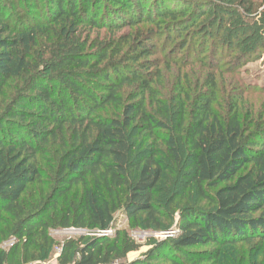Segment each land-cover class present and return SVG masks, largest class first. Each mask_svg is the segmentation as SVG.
<instances>
[{
    "label": "trees",
    "instance_id": "1",
    "mask_svg": "<svg viewBox=\"0 0 264 264\" xmlns=\"http://www.w3.org/2000/svg\"><path fill=\"white\" fill-rule=\"evenodd\" d=\"M8 1L0 0V245L8 233L24 257L18 244L0 251V264L43 262L56 228L94 234L65 240L57 264H153L162 251L169 264H222L251 247L263 258L238 264H264V112L243 119L237 96L214 109L213 76L211 92L187 94L175 114L151 109L162 66L189 68L209 51L216 73L234 75L264 47V0H24V15L5 18ZM207 9L220 13L214 31L198 26ZM240 35L254 39L232 56L224 42ZM245 84L244 93L264 94ZM132 128L160 140L175 166L181 135L184 190L196 188L211 209L185 212L174 237L123 263L139 246L115 231L116 216L144 215L149 227L161 214L158 151L132 159ZM43 178L47 188L37 189Z\"/></svg>",
    "mask_w": 264,
    "mask_h": 264
},
{
    "label": "rangeland",
    "instance_id": "2",
    "mask_svg": "<svg viewBox=\"0 0 264 264\" xmlns=\"http://www.w3.org/2000/svg\"><path fill=\"white\" fill-rule=\"evenodd\" d=\"M5 13L3 14L6 17H16L19 18L25 14L23 9L24 0H14L8 1L3 4ZM0 5V11H1ZM264 10V8H263ZM206 17L203 21L198 22V26H201L199 29L205 31L207 28H211L210 31H214V26L217 23L218 19H221L219 12H216L213 9L206 10ZM228 17L225 18V21H228ZM213 28V29H212ZM202 32V37L207 39L209 32ZM235 41L227 39L224 43L230 45V50L232 51L231 55H239L245 52L246 47H251L252 36H238ZM188 38H191L188 37ZM238 45V46H237ZM171 46V45H170ZM237 46V48H236ZM255 45H252L254 48ZM209 48V45H208ZM248 59L239 67L234 73L231 74H218L211 67V54L207 51L202 58L201 64H195L189 68L181 69L179 66L172 65L171 68H164L162 66V78L158 82L157 86L155 85V90L158 91L155 98L152 101L151 109L154 111H159V106L161 105V112L167 114H175V110L180 106L181 101L184 100L187 94L190 95L191 101L193 99L200 97V92H211L207 86L209 78L213 76V81L217 89L215 95V102L213 103V108L217 109L223 106V98L232 99L234 96L240 98L243 102L239 106L240 113L245 119L247 115L253 112V118L259 117V115L264 112V94H253L250 95V92L245 91L241 87V82H245L247 87L248 85L256 86L258 88H264V47L260 49H254ZM225 53H229V50H225ZM218 61V60H214ZM224 69V68H223ZM180 81L181 85H185L182 90L174 91L175 85ZM204 85V87L202 86ZM162 101V102H159ZM191 101L187 107L188 113H191ZM176 107V108H175ZM172 114V115H173ZM126 136L130 144L132 151V159H139L140 157L150 154L157 149L156 158L163 169V178L156 191V200L157 204L160 206V215L157 218V224H152L149 227L144 223L145 216H138L136 221L131 219H126L122 215L116 216V230L119 231L122 235L128 236L131 241L139 246V251L130 253L126 260L123 263H130L141 259V257L149 252L154 245L159 244L169 238L175 236L177 231V226L182 215L189 211H204L211 209V205L208 201L203 200L197 193L196 188H191L190 190L185 189V176L188 174L187 163V149L183 142L181 135H179L180 140H178V146L181 155V163L178 166H175L170 158L168 157L165 147L162 145L160 140H153L145 136L141 128H132L127 130ZM135 160V159H134ZM41 165L45 167L47 161H41ZM43 185L37 186L43 187L46 189L45 179L43 178ZM69 202V201H68ZM63 205H61L62 207ZM67 206L61 208V212L55 213L54 217L60 218L64 213ZM52 213V211H50ZM2 217L5 219L7 216L2 214ZM2 230L8 228L7 224L0 225ZM108 235H113V232H108ZM49 241H51L50 247L45 251L46 259L43 262L29 263V264H57L56 259L61 252V245L65 240L74 239L79 237L89 238L94 236L93 233L88 231H80L73 228L70 229H50L47 232ZM97 236H107L102 234H97ZM19 244V245H18ZM18 245V259H23L24 255L22 253V243L18 242L15 238H10L8 233L2 239L0 245V251L2 253H11L13 247ZM211 248V246L207 247ZM46 249V248H45ZM205 248H200L204 250ZM199 250V249H197ZM30 251V250H29ZM32 253V252H31ZM167 252L162 251L157 261H153V264H169L165 263L161 259L162 254L165 255ZM38 255V253H37ZM172 255L174 253L172 252ZM263 258L261 252L256 250V248H247L245 254L237 253H228L224 255L222 264H238L241 261L249 262L254 260L255 257ZM156 257V256H155ZM21 261V260H20ZM117 264V263H114Z\"/></svg>",
    "mask_w": 264,
    "mask_h": 264
},
{
    "label": "built area",
    "instance_id": "3",
    "mask_svg": "<svg viewBox=\"0 0 264 264\" xmlns=\"http://www.w3.org/2000/svg\"><path fill=\"white\" fill-rule=\"evenodd\" d=\"M107 233H108V232H107ZM107 233H102V235H108ZM169 237H171V235H170Z\"/></svg>",
    "mask_w": 264,
    "mask_h": 264
}]
</instances>
